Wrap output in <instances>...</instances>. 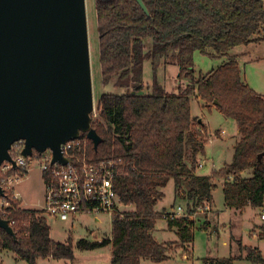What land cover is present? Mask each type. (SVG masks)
Wrapping results in <instances>:
<instances>
[{
  "label": "trees",
  "instance_id": "1",
  "mask_svg": "<svg viewBox=\"0 0 264 264\" xmlns=\"http://www.w3.org/2000/svg\"><path fill=\"white\" fill-rule=\"evenodd\" d=\"M143 2L148 14L137 0H95L101 84L113 90L98 99L92 127L102 140L97 149L89 140L87 153L91 161L121 160L115 167V191L130 208L112 217L111 237L61 243L52 239L42 210L24 208L12 190H6L10 207L4 219L14 221L17 239L0 228V250L26 264H37L39 259L72 262L75 246L92 250L111 245V264L162 263L172 248L187 250L193 243L195 220L172 218L175 211L155 209L171 180L174 199L186 202L189 214L212 204L215 179L224 180L227 208L264 206V97L246 83L240 55L235 54L238 46L264 42V0ZM196 51L222 62L207 73L197 72ZM147 60L153 69L149 91L144 82ZM169 64L179 67L178 81L189 82L184 88L180 84L177 93L168 92L159 78L160 69ZM193 94L204 107H216L238 125L232 161L211 175L197 174L208 129L192 115ZM79 138L87 136L82 133ZM247 170L252 171L250 177L243 176ZM20 172L19 168L11 174ZM159 218L177 229L179 241L160 242L154 237ZM260 228L264 239V224ZM240 251L253 263L264 264V253L257 247L240 243ZM234 259L206 262L233 264Z\"/></svg>",
  "mask_w": 264,
  "mask_h": 264
},
{
  "label": "water",
  "instance_id": "2",
  "mask_svg": "<svg viewBox=\"0 0 264 264\" xmlns=\"http://www.w3.org/2000/svg\"><path fill=\"white\" fill-rule=\"evenodd\" d=\"M94 111L86 0H0V165L17 166L10 150L20 140L23 156L49 148L53 163L67 162L62 145L82 133L97 149ZM0 228L17 239L1 216Z\"/></svg>",
  "mask_w": 264,
  "mask_h": 264
},
{
  "label": "rangeland",
  "instance_id": "3",
  "mask_svg": "<svg viewBox=\"0 0 264 264\" xmlns=\"http://www.w3.org/2000/svg\"><path fill=\"white\" fill-rule=\"evenodd\" d=\"M88 33L91 50L92 80L95 98V111L92 116L98 115V99L104 92L113 90L112 86L103 87L101 84L100 64L98 58V30L96 26L95 0H86ZM238 46L235 51L244 53L240 55L239 64L242 75L246 83L257 93L264 97V43L260 45ZM263 58V59H261ZM222 62V59L209 57L199 51L194 53V65L197 72L207 73L216 69ZM179 67L175 64H169L166 68H161L159 73L160 81L164 84L168 92H178L179 85L184 88L188 85L187 80L178 81L177 76ZM199 74V73H198ZM153 81V69L150 60L144 65V82L147 90ZM120 92V91H117ZM191 112L195 118H199L205 123L208 129V142L205 146V155L200 157L206 161L204 166H199L197 174L211 175L214 171L221 169L225 164L232 161L233 148L238 136V125L232 118L226 117L216 107L208 109L203 106L194 94L191 97ZM191 163V158H189ZM38 164L34 162L31 166L30 176L36 177L34 170ZM252 171L244 172V177H250ZM217 187L213 191V202L209 204V210H196L193 212L195 220L194 239L191 246L184 250L182 247L172 248L171 255L173 259H168L162 263H155L146 260L145 264H207L213 259H222L236 257L233 264H255L244 258L246 252L240 251L241 246L257 247L264 253V239L260 238L262 234L261 225L264 220L261 218L260 209L247 208L244 212L236 209H227L224 205L223 179H215ZM41 182V181H40ZM20 185V186H19ZM16 186V191L20 193V200L25 204H30L32 208L40 207V193L37 191L36 182H24ZM19 186V188H18ZM164 197L157 203L155 209L158 212L176 211L181 206L186 212L187 203L181 200H175V185L171 180L164 189ZM22 197V198H21ZM23 205V204H22ZM129 206L123 205L121 210L129 209ZM97 218V219H96ZM51 227V237L56 242L65 243L72 239L74 244L83 238H90L93 241L102 240L111 237L112 232V214L100 212L97 214L81 213L75 220L61 222L48 218ZM255 223L260 226L257 228ZM167 221L165 218L157 220L156 227L161 230L157 236L164 239L176 238L174 234H168L163 229ZM207 225V226H206ZM164 226V227H165ZM256 234V235H255ZM238 257V258H237ZM111 246H104L92 250H81L75 246L74 259L72 262L67 260L39 259L37 264H110ZM0 264H26L8 250H0Z\"/></svg>",
  "mask_w": 264,
  "mask_h": 264
},
{
  "label": "built area",
  "instance_id": "4",
  "mask_svg": "<svg viewBox=\"0 0 264 264\" xmlns=\"http://www.w3.org/2000/svg\"><path fill=\"white\" fill-rule=\"evenodd\" d=\"M88 138H76L63 144L61 149L66 163L53 160V152L46 149L42 153L34 152L32 156L22 155L24 140L13 144L10 155L17 163L5 160L0 165V185L6 190H12L15 199H19L16 186L22 182L29 174L34 162L38 164L41 178L45 190L43 214L48 218L61 222L74 221L81 213L97 214L100 212L111 213L112 217L121 210L123 206L115 191V167L121 160L109 159L103 161H91L88 157ZM13 151V155L12 152ZM206 161H199V166H204ZM21 169L17 175H12V171ZM47 174V175H46ZM4 196L0 195V216L7 215L10 203ZM209 210V205L198 209L199 211ZM261 218L264 220V206ZM187 213L181 206L171 214L172 218L188 217L193 220V215ZM14 226V221H9Z\"/></svg>",
  "mask_w": 264,
  "mask_h": 264
},
{
  "label": "crops",
  "instance_id": "5",
  "mask_svg": "<svg viewBox=\"0 0 264 264\" xmlns=\"http://www.w3.org/2000/svg\"><path fill=\"white\" fill-rule=\"evenodd\" d=\"M264 42H262V43H259V44H256V45H260V44H263ZM253 45H255V44H252V45H250V46H247V48H249V47H252ZM246 48V47H245ZM235 54H239V55H241V54H244V53H240V52H237V51H235ZM263 58H264V56H263ZM263 58H261V59H263ZM233 153H234V149H233ZM233 158V157H232ZM31 171V170H30ZM34 172H36V174H37V179H36V177H31L30 176V174H28V176L22 181V182H20L19 184H23L24 182H36V184H37V191L39 190V193H40V198H39V202H40V207H38V208H32L31 206H29L30 204H25L24 205V203H22L23 205V207L24 208H28V209H36V210H41L42 209V207L44 206V195H45V190H44V186H43V182H42V178H41V172H40V170H39V168L38 167H36V169L34 170ZM252 174V173H251ZM41 181V182H40ZM18 184V185H19ZM20 186V185H19ZM19 186H18V188H19ZM17 192V191H16ZM20 193H22L21 192V190L19 191ZM19 192H17V194H18V196L20 195V193ZM22 198V197H21ZM19 199H20V196H19ZM21 202H23V198H22V201ZM224 205H225V202H224ZM226 207V206H225ZM227 208V207H226ZM227 209H231V208H227ZM247 209V208H246ZM245 209V210H246ZM235 210V209H234ZM237 211H239V212H244V210H237ZM97 219V218H96ZM255 225L257 226V228L260 226L259 224H257V223H255ZM165 226V225H164ZM163 226V229L162 230H164L166 233H168V234H174V235H176V238H171V239H164L163 237H159V236H157V233H159V231H161V230H159L157 227H155V229H154V231H153V235H154V237L158 240V241H160V242H169V241H179V237H178V234H177V229L176 228H172V229H170L169 227H168V225L166 224V226L164 227ZM256 235V234H255ZM87 240H89V241H93V240H91L90 238H86ZM98 241H100V240H98ZM111 246V245H110ZM111 250H112V246H111ZM173 255V254H172ZM171 254L169 255V260L170 259H173ZM145 261L146 260H142L141 261V264H145ZM110 264H111V258H110Z\"/></svg>",
  "mask_w": 264,
  "mask_h": 264
}]
</instances>
